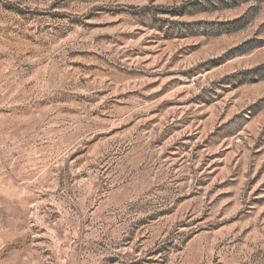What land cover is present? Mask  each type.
<instances>
[{
  "label": "rangeland",
  "instance_id": "rangeland-1",
  "mask_svg": "<svg viewBox=\"0 0 264 264\" xmlns=\"http://www.w3.org/2000/svg\"><path fill=\"white\" fill-rule=\"evenodd\" d=\"M0 264H264V0H0Z\"/></svg>",
  "mask_w": 264,
  "mask_h": 264
}]
</instances>
